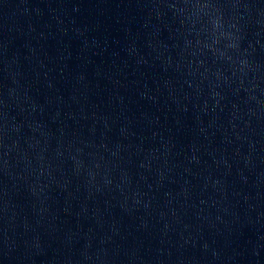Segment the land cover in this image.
Segmentation results:
<instances>
[{
    "label": "water",
    "instance_id": "obj_1",
    "mask_svg": "<svg viewBox=\"0 0 264 264\" xmlns=\"http://www.w3.org/2000/svg\"><path fill=\"white\" fill-rule=\"evenodd\" d=\"M0 264H264V0H0Z\"/></svg>",
    "mask_w": 264,
    "mask_h": 264
}]
</instances>
